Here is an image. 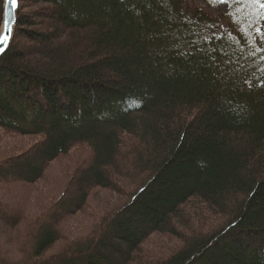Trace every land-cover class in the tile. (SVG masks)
Listing matches in <instances>:
<instances>
[{"label": "trees", "instance_id": "1", "mask_svg": "<svg viewBox=\"0 0 264 264\" xmlns=\"http://www.w3.org/2000/svg\"><path fill=\"white\" fill-rule=\"evenodd\" d=\"M22 1L0 57V135L39 140L0 163V186H34L68 153L87 155L34 219L0 190V264H264V52L249 43L264 46V22L242 31L251 15L193 0H38L51 7L39 31ZM92 188L122 201L47 255L54 217L83 211ZM153 235L181 246L151 263Z\"/></svg>", "mask_w": 264, "mask_h": 264}, {"label": "rangeland", "instance_id": "2", "mask_svg": "<svg viewBox=\"0 0 264 264\" xmlns=\"http://www.w3.org/2000/svg\"><path fill=\"white\" fill-rule=\"evenodd\" d=\"M193 1L203 10L213 15L244 7L243 4L237 5L229 3L213 5L210 4L208 0ZM24 7L26 8L24 9ZM49 9H51L50 5H44L38 0H24L22 1L20 12H25L32 16V20L37 24L35 29L41 31L49 24L48 15L46 14L49 12ZM27 41L28 40L20 37L17 38L16 49L22 52L26 51V49L30 47ZM34 48L38 49L37 46H34ZM27 51L31 50L27 49ZM38 140V137L32 136L14 135L8 137L0 135V163L2 161L7 162V159L15 158L16 155L24 154L29 148L31 149V146ZM86 155L87 153L75 149L72 153H68L59 160L51 163L45 170L43 179L37 181L36 185L29 186L24 184L16 186L15 189H12V187L4 188V186H0V190L4 192L11 189L13 190V194L14 192L17 193L19 196L18 199H20L22 220L28 221L34 219L38 214L41 215L42 211L45 213L48 212L49 208L55 209V204L62 197L64 189L67 187L71 188L76 171L81 167L82 160ZM120 201H122V199H119L118 196L110 190L92 188L87 193L83 211L78 210L71 215L62 214L54 217L55 219L58 217L55 226V229L59 231L58 241L46 254L58 253L66 243L84 238L91 232L92 228L95 227L94 224L97 222L102 212H104V208L108 205L113 207ZM94 219L96 220L94 221ZM17 229V235L20 237H24L28 230L26 227H19ZM21 242L20 240L18 243ZM179 246H181L180 242L173 237L153 235L144 242L141 249L150 253L151 257L154 259L150 262L155 263V261H160V259L168 257L170 253L174 252ZM8 250L15 255V259L21 258L18 246L14 247V245L11 244Z\"/></svg>", "mask_w": 264, "mask_h": 264}, {"label": "snow or ice", "instance_id": "3", "mask_svg": "<svg viewBox=\"0 0 264 264\" xmlns=\"http://www.w3.org/2000/svg\"><path fill=\"white\" fill-rule=\"evenodd\" d=\"M159 3H165L166 0H158ZM210 4L219 5V4H243L244 8H237L236 12L244 13V17L247 18L248 15H251V19L248 20L242 31L246 29H251L253 25L260 24L264 22V0H208ZM146 3H151V0H146ZM18 7V0H6V7L4 10V31L6 35H0V55L4 54L6 49L9 47V40L12 33V24L15 23V17L13 15L14 10ZM231 18L233 14L228 13ZM233 23H240L239 19H233ZM256 34L261 37V44L264 45V29L261 27H256ZM250 46L255 49V52H264V46L256 47L255 41H249ZM254 53L250 52L249 55ZM261 59L264 60V56H261Z\"/></svg>", "mask_w": 264, "mask_h": 264}, {"label": "water", "instance_id": "4", "mask_svg": "<svg viewBox=\"0 0 264 264\" xmlns=\"http://www.w3.org/2000/svg\"><path fill=\"white\" fill-rule=\"evenodd\" d=\"M5 7H6V0H4V7H3L4 10H5ZM16 9H17V8H16ZM16 9H15L14 12H13L14 17H15ZM14 26H15V23L12 24V31H13ZM6 34H7V33H5V31H4V11H3V19H2V24H1V28H0V35H6ZM11 35H12V33H11ZM10 40H11V38H10ZM10 40H9L8 43H10ZM0 46H2V45H0ZM6 50H7V49H6ZM2 55H3V54H2ZM2 55H0V57H1Z\"/></svg>", "mask_w": 264, "mask_h": 264}]
</instances>
